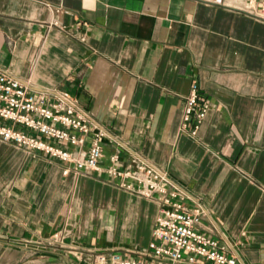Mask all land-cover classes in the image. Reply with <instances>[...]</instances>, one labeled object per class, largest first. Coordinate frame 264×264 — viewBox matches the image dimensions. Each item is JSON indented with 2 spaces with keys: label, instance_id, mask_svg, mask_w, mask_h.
<instances>
[{
  "label": "crops",
  "instance_id": "0c3cea01",
  "mask_svg": "<svg viewBox=\"0 0 264 264\" xmlns=\"http://www.w3.org/2000/svg\"><path fill=\"white\" fill-rule=\"evenodd\" d=\"M240 3L0 0V68L34 93H69L106 134L103 169L115 152L123 170L144 159L205 210L200 231L264 264V21ZM196 83L210 105L192 136ZM121 182L0 139V264L145 250L161 205ZM59 231L65 246H49Z\"/></svg>",
  "mask_w": 264,
  "mask_h": 264
},
{
  "label": "built area",
  "instance_id": "2783aa9c",
  "mask_svg": "<svg viewBox=\"0 0 264 264\" xmlns=\"http://www.w3.org/2000/svg\"><path fill=\"white\" fill-rule=\"evenodd\" d=\"M240 2L237 6L240 11L264 21V0ZM189 95L184 107L183 129L196 136L210 104L200 100L197 83ZM105 135L69 93H34L27 82L0 68V139L3 142L68 163L76 173L105 171L111 178L121 179L125 189L158 200L161 205L153 240L145 250L102 252L96 255V264H240L219 239L199 230L205 210L191 207L190 195L166 173L139 157L133 158L123 170L118 152L113 153L110 165L103 169ZM64 236L59 231L46 243L63 247Z\"/></svg>",
  "mask_w": 264,
  "mask_h": 264
}]
</instances>
